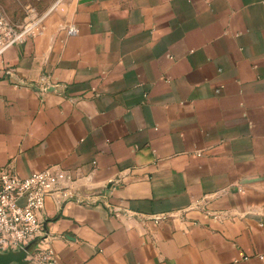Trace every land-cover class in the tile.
I'll return each mask as SVG.
<instances>
[{"label": "crops", "instance_id": "0c3cea01", "mask_svg": "<svg viewBox=\"0 0 264 264\" xmlns=\"http://www.w3.org/2000/svg\"><path fill=\"white\" fill-rule=\"evenodd\" d=\"M47 9L0 60V168L71 176L56 264H264V0Z\"/></svg>", "mask_w": 264, "mask_h": 264}, {"label": "built area", "instance_id": "2783aa9c", "mask_svg": "<svg viewBox=\"0 0 264 264\" xmlns=\"http://www.w3.org/2000/svg\"><path fill=\"white\" fill-rule=\"evenodd\" d=\"M36 25L15 24L0 11V60L8 49L32 34ZM5 74L11 75V69ZM68 180L71 176L56 166L26 177L0 168V253L24 252L25 264H56L53 250L45 245L47 223L39 213L46 199L57 193L62 197L60 203L73 200L66 187H59Z\"/></svg>", "mask_w": 264, "mask_h": 264}, {"label": "rangeland", "instance_id": "374dc122", "mask_svg": "<svg viewBox=\"0 0 264 264\" xmlns=\"http://www.w3.org/2000/svg\"><path fill=\"white\" fill-rule=\"evenodd\" d=\"M55 2L56 0H0V11L15 24L36 23L37 30L42 26L44 12Z\"/></svg>", "mask_w": 264, "mask_h": 264}, {"label": "water", "instance_id": "95a60500", "mask_svg": "<svg viewBox=\"0 0 264 264\" xmlns=\"http://www.w3.org/2000/svg\"><path fill=\"white\" fill-rule=\"evenodd\" d=\"M25 256L24 252H10L6 254L0 253V264H7L11 262H16L18 264H25L23 260Z\"/></svg>", "mask_w": 264, "mask_h": 264}, {"label": "bare ground", "instance_id": "6f19581e", "mask_svg": "<svg viewBox=\"0 0 264 264\" xmlns=\"http://www.w3.org/2000/svg\"><path fill=\"white\" fill-rule=\"evenodd\" d=\"M34 24H32V26H33Z\"/></svg>", "mask_w": 264, "mask_h": 264}]
</instances>
